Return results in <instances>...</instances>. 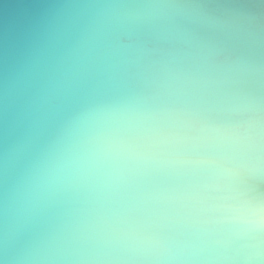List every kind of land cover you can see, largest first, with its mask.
Instances as JSON below:
<instances>
[{
  "label": "clouds",
  "instance_id": "1",
  "mask_svg": "<svg viewBox=\"0 0 264 264\" xmlns=\"http://www.w3.org/2000/svg\"><path fill=\"white\" fill-rule=\"evenodd\" d=\"M0 264H264V0H0Z\"/></svg>",
  "mask_w": 264,
  "mask_h": 264
}]
</instances>
